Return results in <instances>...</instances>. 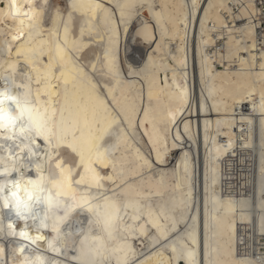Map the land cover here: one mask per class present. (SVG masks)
Listing matches in <instances>:
<instances>
[{
	"label": "bare ground",
	"instance_id": "bare-ground-1",
	"mask_svg": "<svg viewBox=\"0 0 264 264\" xmlns=\"http://www.w3.org/2000/svg\"><path fill=\"white\" fill-rule=\"evenodd\" d=\"M261 16L259 0H0V87L27 91L48 128L0 137L11 179L53 195L63 179L65 206L132 202L131 264H264ZM89 219L70 214L61 264ZM22 243L0 237V264Z\"/></svg>",
	"mask_w": 264,
	"mask_h": 264
},
{
	"label": "clouds",
	"instance_id": "clouds-1",
	"mask_svg": "<svg viewBox=\"0 0 264 264\" xmlns=\"http://www.w3.org/2000/svg\"><path fill=\"white\" fill-rule=\"evenodd\" d=\"M0 105L3 112L0 114V137L11 139L15 133L17 137H29L37 130L41 135L37 138L48 136L47 114L34 107H25L24 101L28 100L27 91L20 95L13 94L10 88L0 87ZM13 101L20 104L19 110L15 109ZM31 114L38 127L21 126L19 119L15 121L13 130L11 117ZM23 147H28L24 145ZM10 156H0V237H18L22 241H30L34 246L31 251L22 243L12 249L11 264H61L56 257L67 246L65 223L75 209L85 206L90 214L87 225H77L71 230L74 244L71 249L75 255L72 257L74 264H131L132 247L126 239L129 225L125 221L126 215L138 210L137 206L128 200L121 201L116 198H105L99 203H92V198L77 199L65 206L59 199L61 196H72L65 188L63 179L53 181L52 187L57 189L55 195L51 191L45 192L43 177L11 179L15 169L8 164ZM42 206L43 210L38 211ZM10 213L14 219L7 220L4 213ZM61 212L63 214H61ZM135 219V216L131 217ZM16 222L35 226L36 233L49 231L50 237L36 234L30 237L27 227L16 229ZM40 242L43 247H36ZM27 249V250H26ZM5 254L0 245V257Z\"/></svg>",
	"mask_w": 264,
	"mask_h": 264
},
{
	"label": "snow or ice",
	"instance_id": "snow-or-ice-1",
	"mask_svg": "<svg viewBox=\"0 0 264 264\" xmlns=\"http://www.w3.org/2000/svg\"><path fill=\"white\" fill-rule=\"evenodd\" d=\"M14 39H15V37H14ZM5 83H7V82L5 81ZM2 103H3V101H2V99H0V105H2ZM23 103H24V106H25V107H29V101H28V100L24 101ZM13 104L15 105V109H16V110H19V108H20V104H19L18 102H16V101H13ZM2 112H3V109H2V107H0V114H2ZM11 118H12V120H13V130H14L15 127H16L15 121H16L17 119H19V122H20V125H21V126L29 125V126H33V127H38V126L34 123V120H33V117H32L31 114H28V115L26 116V115H24L23 113H21V115H20L18 118H17V117H11ZM2 131H3V129L0 128V132H2ZM39 135H41V133H40L39 130H37V132H36L35 136L33 137V139L35 140V138H36L37 136H39ZM26 138H27V137H26ZM44 139L47 141V140H48V136H45ZM68 147L71 148L72 146L69 145ZM72 150L75 151L74 148H73ZM58 166H59V165H58Z\"/></svg>",
	"mask_w": 264,
	"mask_h": 264
},
{
	"label": "built area",
	"instance_id": "built-area-1",
	"mask_svg": "<svg viewBox=\"0 0 264 264\" xmlns=\"http://www.w3.org/2000/svg\"><path fill=\"white\" fill-rule=\"evenodd\" d=\"M259 6L262 9V16H261V18L264 19V0H259ZM260 29H261V31H262V29H264V22H263V26Z\"/></svg>",
	"mask_w": 264,
	"mask_h": 264
},
{
	"label": "rangeland",
	"instance_id": "rangeland-1",
	"mask_svg": "<svg viewBox=\"0 0 264 264\" xmlns=\"http://www.w3.org/2000/svg\"><path fill=\"white\" fill-rule=\"evenodd\" d=\"M176 155H177L176 152H174L173 153V156L170 159V162H169L170 164H172L176 160ZM256 234H257V232H255V242H257V240H256Z\"/></svg>",
	"mask_w": 264,
	"mask_h": 264
}]
</instances>
